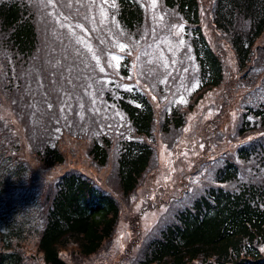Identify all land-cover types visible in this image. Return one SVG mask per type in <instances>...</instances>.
Listing matches in <instances>:
<instances>
[{"label": "trees", "instance_id": "1", "mask_svg": "<svg viewBox=\"0 0 264 264\" xmlns=\"http://www.w3.org/2000/svg\"><path fill=\"white\" fill-rule=\"evenodd\" d=\"M158 1L162 9L159 12L155 8L152 11L154 0L89 2L96 10L94 18L100 20L97 23H102L99 29L95 23L89 26L93 38L99 39L101 33L110 32L111 25L118 32L116 35L124 39L115 40L123 48L112 42L115 35L99 41V51L105 49V60L103 66L100 62L91 67L101 77L99 81L108 105L124 115V129L113 127L83 135L80 134L83 131L74 134L62 125L60 133L43 145L35 143L30 133L20 138L13 132L9 133L10 139L6 137L0 144L9 143L14 148L13 154L17 149L19 155L14 157L19 158L20 164L23 160L28 164L30 160L24 158V152L32 147V158L49 168L65 162L63 144L68 136L88 138L87 153L93 163L99 168L112 164L117 187L127 195L137 188L152 164L157 118L158 130L163 135L179 131L200 100L222 88L216 96H222L223 100L210 119V126L225 134L234 106L235 125L228 130L231 134L228 138L237 141L236 146L211 159L210 182L156 224L144 238L132 264H264V60H260L264 56V44L258 40L264 34V0H209L212 25L219 29L236 59L238 73L230 72L229 77L218 50L203 29L202 0ZM46 9H54L48 0ZM152 12L154 18L157 16V20L167 25L164 35L162 26L150 21ZM170 14L181 23L178 34L173 32V22L168 21ZM40 18L41 12L33 0H0V64L6 75L4 88L17 91L15 96L21 104L32 102L24 100L23 80L16 70L29 66L45 47ZM71 24L82 25L72 29L74 40L80 33L85 37L88 28L81 20L74 18ZM163 39H170V46L178 51L172 59L194 73L196 86H183V80L176 83L177 88L165 85L158 78H163L162 74L144 75L143 69L149 66L141 67L139 62L136 71L133 66L136 47ZM83 42L86 47H93L90 39ZM112 55L118 57L115 66L109 62ZM69 60L75 65L79 63L73 57ZM101 68L114 72L113 76H104ZM174 69L173 65L171 74ZM173 77L176 79L177 74ZM122 82L127 85L122 86ZM181 94L186 95V102L179 97ZM7 129L0 125V134L8 133ZM247 134H251L249 138H245ZM47 191L45 198L44 194L40 196L44 198L41 199L44 222L36 243L46 264H73L61 256L62 249L75 245L79 253L88 255L114 234L121 210L119 200L113 191L84 171L65 170ZM16 194V185L1 181L0 200L9 208L15 206ZM7 232L0 227V264H23V249ZM135 240L130 239L132 247L137 244Z\"/></svg>", "mask_w": 264, "mask_h": 264}, {"label": "rangeland", "instance_id": "2", "mask_svg": "<svg viewBox=\"0 0 264 264\" xmlns=\"http://www.w3.org/2000/svg\"><path fill=\"white\" fill-rule=\"evenodd\" d=\"M33 1L41 12L42 18L39 22L45 47L40 49L38 58L31 61L29 66L16 70L23 80L21 87L25 93L24 100L29 99L32 103H18L15 96L17 91L4 88L6 75L3 73L1 63L0 125L7 126L8 133L0 134V142L10 139L9 133L12 132L20 138L30 133L35 143L43 145L60 133L62 125L69 127L74 134L82 131L80 134L88 131L98 134L102 130L107 131L113 127L124 129V115L108 105L102 91L103 85H100L101 77L94 69H91L93 65L100 62L103 66V60H105V49L103 48L104 53L99 51V41L104 42L115 35L114 40L110 41L121 47L122 43H117L115 40L124 41V39L116 35L118 32L111 25L108 26L110 32L99 35L100 40L93 38V32L91 33L89 26L95 23L94 26L99 29L102 23L98 24L100 20H97L96 16L94 18L96 10L89 5L90 0H84V2L83 0H52L53 12L46 9V0ZM69 4L71 7L68 6ZM209 7V0H202V26L210 43L218 50L229 77L230 72H237L236 59L226 39L219 34V29L212 25V19L208 13ZM154 8L158 12L162 10L158 0H155L152 11ZM153 13H150V21L161 25L164 29L161 30V34L164 35L167 25L157 20V16L154 18ZM59 14L68 17L69 23H72L74 18L81 20L88 28L85 37L80 33L74 40L73 31L62 28L56 22L57 19L63 22V16ZM173 15L170 14L167 18L168 21L173 22V32L178 34L181 23ZM88 20L91 22L86 25L85 22ZM84 39H90L93 47H86ZM169 40L163 39L144 47L137 46L134 51L133 66L137 71V62L141 64V67L148 65L147 70L143 69L144 75L153 77L156 74H162L163 78H158L165 85L168 83V86L177 88L176 83L179 84L181 80H183V86L184 84L191 88L196 86L194 73L191 74L187 67H183L172 59V55L176 57L178 51L174 46H170ZM258 40L259 43L264 44V34ZM168 43L169 46H166ZM70 57L79 63L72 64ZM117 58L112 55L109 60L110 65L115 66ZM260 60H264V56L260 57ZM173 65L175 69L171 74ZM193 71H195L194 68ZM102 73L104 76L114 74L107 70L101 71ZM136 73L135 78L138 77ZM176 74L177 78L172 79ZM105 79L104 83L108 78ZM126 85L127 83L122 82V86ZM188 89L185 87V90ZM220 89L222 90L219 88V90L211 91L207 97L200 100L197 107L187 115L179 131L163 135L158 130L160 124L157 118L155 123L157 133L154 134L156 147L152 164L144 172L137 188L127 195H124L117 187L118 179L115 171H111L112 164L99 168L93 163L87 153L88 138L68 136L63 144L67 154L65 162L49 168L43 167L32 158V147L23 151L26 153H23L24 158L27 156L30 160L28 164L27 160H23L20 164L19 158L14 157L19 155L18 150L16 149L13 154L14 148H10L9 143L0 144V183L1 181L10 182L16 185L17 191V200L13 208H9L7 203L0 200V227L8 231L9 236L23 249V264H46L41 253L37 251L36 245L44 222L41 210L42 200L50 185L69 168L84 171L101 186L113 191L119 200L121 210L114 234L96 252L82 255L75 245H70L60 251L61 256L73 264H132L144 243V238L152 232L156 224L166 216H170L178 204L195 196L205 184L210 182L211 170H213L211 159L236 146L237 141L232 137L228 138L231 135L228 130L235 125L234 106L230 109V118L226 122L228 129L225 134L221 129L210 126L212 122L210 119L217 113L220 102L223 100L222 96H216ZM179 97L186 102V95L181 94ZM160 102L162 106L161 98ZM49 104L52 105L51 108ZM156 106L159 105L156 103ZM62 108L64 111H61ZM250 135L247 134L245 138H249ZM43 194L44 198L41 200L40 196ZM131 238H135L134 243H137L133 247L129 244ZM130 248L131 251L126 253Z\"/></svg>", "mask_w": 264, "mask_h": 264}, {"label": "snow or ice", "instance_id": "3", "mask_svg": "<svg viewBox=\"0 0 264 264\" xmlns=\"http://www.w3.org/2000/svg\"><path fill=\"white\" fill-rule=\"evenodd\" d=\"M48 3H52V0H48ZM105 3H107V0H105ZM154 3H155V0H154ZM69 7H71V4L68 5ZM60 16H63V14H59ZM69 21V18L66 17V16H63V22L60 20V19H57V23L60 24V26L62 28H67L69 29V31H71L74 27H80L82 28V25H79V24H76V25H72L71 23L68 22ZM121 48H123V45H121ZM91 50V49H89ZM113 59H115V57H113ZM174 63V62H173ZM101 71H103V68H101ZM184 71H188V69H184ZM71 97H69L70 99ZM67 103V102H65ZM51 104H49V108H51ZM68 107L70 108V105H68ZM61 111H64V109L62 108ZM201 147H203V145H201Z\"/></svg>", "mask_w": 264, "mask_h": 264}]
</instances>
